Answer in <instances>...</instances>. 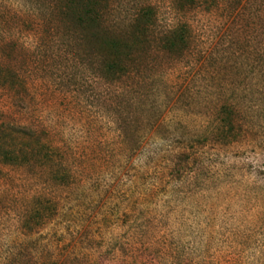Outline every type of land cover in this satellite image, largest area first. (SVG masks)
I'll return each mask as SVG.
<instances>
[{
	"label": "rangeland",
	"instance_id": "obj_1",
	"mask_svg": "<svg viewBox=\"0 0 264 264\" xmlns=\"http://www.w3.org/2000/svg\"><path fill=\"white\" fill-rule=\"evenodd\" d=\"M2 122L0 264H264V0H0Z\"/></svg>",
	"mask_w": 264,
	"mask_h": 264
},
{
	"label": "trees",
	"instance_id": "obj_2",
	"mask_svg": "<svg viewBox=\"0 0 264 264\" xmlns=\"http://www.w3.org/2000/svg\"><path fill=\"white\" fill-rule=\"evenodd\" d=\"M186 1L193 4L196 0ZM143 11L144 17L141 22L142 24L145 23L146 28L150 25L151 20L149 16L152 11L150 8H145ZM185 33L184 29L180 31L179 35L183 37V35L185 36ZM103 54L104 59L102 61V70L105 79L116 81L128 73L127 66L133 56V52L127 43L118 39L113 40L106 45ZM33 137L34 134L27 132L26 127L24 126L16 124L6 125L3 122L0 123V159L2 162L21 164L23 161H28V154H34V148L32 147L33 141H35L34 143H36L38 147L42 146V141L40 139L36 140ZM20 138H25L31 141V147L28 143L21 142L22 139ZM43 144L45 145V143ZM24 146L30 147L28 148V151L24 150ZM36 153L40 154L41 150ZM46 155V158L49 159L47 153Z\"/></svg>",
	"mask_w": 264,
	"mask_h": 264
}]
</instances>
